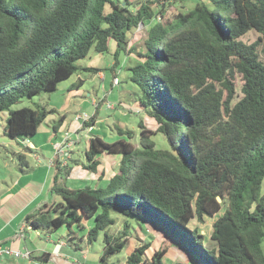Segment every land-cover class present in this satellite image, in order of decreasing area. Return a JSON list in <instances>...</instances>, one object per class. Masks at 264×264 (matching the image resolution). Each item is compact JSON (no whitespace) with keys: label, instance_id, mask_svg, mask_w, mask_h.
Returning a JSON list of instances; mask_svg holds the SVG:
<instances>
[{"label":"trees","instance_id":"16d2710c","mask_svg":"<svg viewBox=\"0 0 264 264\" xmlns=\"http://www.w3.org/2000/svg\"><path fill=\"white\" fill-rule=\"evenodd\" d=\"M159 1L131 10L129 0H0V121L5 118L8 138L34 135L53 111L15 104L55 91L78 70L97 71L77 61L90 49L108 51L113 40L112 76L119 55L132 54L127 79L139 88V104L168 141L167 148H156L147 134L154 132L141 121L138 145L129 140L134 132L118 125L121 137L114 141L91 135L84 168L95 172L101 154L119 156L118 170L97 187H67L72 167L55 155L51 191L60 201L43 204L27 215V223L50 232L65 226L70 245L80 237L91 243L102 231L100 261L108 264L126 246L132 226L126 219L122 231L112 232L114 208L152 230L153 216L161 219L191 264H264V0H196L187 11L156 20L152 5ZM151 20L142 43H130L129 32ZM250 29L258 33L253 42L238 40ZM236 73L243 81L240 97ZM83 83L77 77L68 89ZM98 98L83 125L97 120L105 96ZM63 119L53 124L54 131ZM18 163L28 165L24 152ZM220 211L208 241L190 227L191 220L203 223ZM84 217L93 224L77 237L73 225L83 228ZM152 238L150 233L125 264H164L166 248L144 257ZM36 259L47 261L49 253Z\"/></svg>","mask_w":264,"mask_h":264},{"label":"rangeland","instance_id":"374dc122","mask_svg":"<svg viewBox=\"0 0 264 264\" xmlns=\"http://www.w3.org/2000/svg\"><path fill=\"white\" fill-rule=\"evenodd\" d=\"M130 1V9H136L142 2L146 0H129ZM155 1V0H154ZM196 0H160L159 2H155L152 7L156 11V16H163V18H172L178 11H187L190 9ZM155 19V18H154ZM153 20L146 23V25L140 24L139 26L133 28L129 32V42L134 44H141L143 38L145 36L146 29L152 23ZM258 37V33L252 29L248 30L245 34L241 35L238 40L243 42H253ZM71 42V38L66 40L63 43V46L67 47ZM113 40H109V50L104 53L95 52L93 49H90L88 54L77 61L79 66H88L97 68V71H85L78 70L74 73L70 78L60 81L58 83L57 89L53 92H41L40 94L32 97L25 98L22 101L15 104L14 107L20 106H30L38 109L45 110H53L48 112L44 118V120L38 126L36 133L32 136L34 142H46L41 147H38V152L42 154L44 159L47 161L49 158V152L54 156L56 152L53 148L52 143L54 141H58L64 135L63 127L64 125H68L71 119L77 120V115L83 116V113H87L86 119L90 118V115L94 112L95 106L99 99V95L97 94V88L99 84V72H104L107 75L106 79V88L104 91L109 92L110 94H115L119 90L129 89L127 94L128 96H121L118 98H114L112 96H105V101L102 104V107L99 109L97 121L91 125V128L88 129L89 126L83 125L82 120L79 119L80 123L77 128H75V132L68 131L71 133L68 137L67 143L63 146V151L66 152V155L63 156L62 161L67 160V163L72 167L81 166V169H86L83 167L85 163L84 151L86 149V142L91 135H97L101 137L103 140L111 142L121 137L120 134L116 131V125L120 126V128L124 130H130L134 132L133 138L129 139L131 142L138 145V141L140 139V130L141 128L138 126L139 121L143 123L145 129L154 132L153 134L147 133L151 140L154 141L156 148H167L168 141L163 136L161 132H157V123L156 121L149 117L142 106L139 104L138 97L140 95L139 88L127 79V75L129 73L128 66L131 63V55L126 56V54H121V58L126 57L124 60L125 68L121 70L119 73V83L117 86H110L109 81L111 83L112 74L109 71V67L114 65L115 59L113 58V50L115 42ZM99 71V72H98ZM77 75L84 79H92L94 78L95 83L94 87L90 88L89 96L87 95V90H83L82 92H78L79 95L73 93V90H68V86L77 80ZM236 88V94L238 97L241 96L240 86L243 83L241 75L236 73L233 79ZM72 93V94H71ZM101 93V92H100ZM109 95V94H108ZM93 97V100H92ZM102 97V96H100ZM84 98H87L83 106H79L78 103ZM119 99H121L119 101ZM109 101V102H108ZM93 103V104H92ZM107 104H113L112 108H108ZM82 114V115H81ZM5 115V114H4ZM64 116V119L61 122L59 135L58 137H54L53 124L59 121L60 117ZM2 122L5 124V118L2 119ZM62 127V128H61ZM88 129V130H87ZM73 132V133H72ZM2 132L0 131V134ZM49 135L48 137L46 135ZM62 134V135H61ZM2 136V135H1ZM50 137V139H49ZM6 138V137H5ZM8 143H4L0 146V160L5 161L7 169H12V171L16 170L17 167H21L18 163V153L20 151V145L14 140H8ZM51 142L50 145H46ZM20 143V142H19ZM22 143V142H21ZM26 141H23L22 144H25ZM52 150H51V148ZM26 150V149H25ZM29 152V151H25ZM60 153V151H58ZM59 156V155H58ZM33 164V158L26 157ZM100 163L95 172L89 171V173L83 174L86 176L85 178H97L101 181L105 180L111 174L118 170V155L105 154L99 158ZM77 160L78 163H75ZM4 170L3 168L0 169ZM105 178V179H103ZM97 179V180H98ZM96 180V181H97ZM98 180V181H99ZM87 182V181H85ZM53 205V203H52ZM111 215L116 217V223L111 226L112 232H120L123 228V221L128 220L131 223V228L129 232V239L127 241L126 246L119 252L112 253L107 258L108 264H125V260L127 255L138 245L144 243L148 240V236L150 233L153 235L151 239L150 247L146 250L144 257L148 260L152 256V254L158 250L159 248H166V252L162 257V262L164 264H174L175 262H181L183 264H188L190 262L189 256L182 250L179 242L174 241L171 237H169L166 233L165 224L161 219H157L153 216L155 222V230L150 228L147 223L142 222L141 219L134 216H124L117 209H111ZM221 214V211L218 212L214 217H204V222H198L196 219L190 221V227H196L200 233L204 235L205 240H209L210 233L212 231V224L214 220ZM83 228H77L73 225L74 230H78L77 237L83 235L93 224V220L84 221ZM65 226L61 229H58L59 233L65 230ZM77 228V229H76ZM158 232V233H157ZM64 241H68L66 233L60 236ZM103 232L100 231L98 237L88 243L84 237L74 238L71 243H67V245L63 246L61 254H64L69 261L72 259L79 260L81 264H102L100 261V256L103 251ZM74 243H77L80 247H74ZM87 254L88 259L83 258Z\"/></svg>","mask_w":264,"mask_h":264},{"label":"crops","instance_id":"0c3cea01","mask_svg":"<svg viewBox=\"0 0 264 264\" xmlns=\"http://www.w3.org/2000/svg\"><path fill=\"white\" fill-rule=\"evenodd\" d=\"M121 57L122 56L120 54L118 57V65L115 68V71H119V73L121 72V70L125 68L124 60L126 57L123 58ZM109 71L112 72L110 68ZM77 77L80 76L77 75ZM82 79L84 80V83L80 88L74 89L73 93L79 95L78 92L87 90L86 93L89 96L90 91L88 90L91 87L92 88L94 87L95 80L94 78L92 79L82 78ZM106 79H107V75L104 72L100 71L99 72L100 82L97 88V94L99 95V97L106 94L107 98L108 96H112L114 99L121 97L123 95L125 97L129 95L127 94L129 89L119 90L115 94L112 93L110 94L109 92L104 91V89L106 88ZM109 84L111 86L110 81ZM86 99L87 98L82 99L78 103V105L83 106V103L87 102ZM120 100L121 99H119V101ZM79 124H80L79 119L77 120L71 119V121H69L67 126L66 125L62 126L63 131L66 130L70 132L74 131L75 128L79 126ZM3 127H4V123L1 120L0 131L2 133L0 134V146L3 145L4 143H8L6 138L8 140H12L4 134ZM59 130L60 127L56 131L53 130L54 137H58V135L60 134ZM32 136L27 137V141L25 144H22L25 138L14 141L21 146L20 151L24 152L26 157L29 155V157L33 158V164L26 158L28 162L27 166L17 167L16 170L12 171V169H7L5 161L0 160V169L1 168L4 169L0 171V243L14 249H19V250L27 249L29 251L30 257L0 258V264H81L79 260L72 259V261H69L64 254H61L63 246L67 245V242L61 239L60 236H62L63 233L67 234L66 228L61 233H59L58 229L50 232L46 230L33 229L27 223L26 220L27 215L36 212L43 204H45L46 206H50L52 205V203L55 204L56 202L60 201V197L52 193L51 191V185H52V181H53L52 179L54 173V168L52 166V158L55 156V154L53 156L49 152V158L46 161L42 156V154H40L37 151L38 147H41L46 142L45 143L40 141L34 142L33 139L34 136L33 137ZM46 136L48 137L49 135L47 134ZM50 143L51 142L49 141V143H47L46 145H50ZM26 146L30 147L32 150L29 152H25L23 149ZM86 146H87V142H86ZM102 155L105 154H101L99 158L102 157ZM61 158L62 157L59 158L60 162H61ZM86 173H89V170L81 169V166L80 168L79 166H76L72 168L69 175L65 177L64 184L69 188H79L87 185L91 187H97V186L105 185L107 183L108 177L106 179L103 178L105 180L100 182L99 180L100 178L98 179V177L85 178L86 176H84L83 174ZM90 219L93 220L92 218L84 217L81 222L84 225L83 222ZM61 228L62 227H60L59 229ZM43 252L49 253V259L47 261L36 259V257L40 256ZM82 256L83 258L86 257L85 259L89 258V256L87 257V254L85 255V257L84 254Z\"/></svg>","mask_w":264,"mask_h":264},{"label":"built area","instance_id":"2783aa9c","mask_svg":"<svg viewBox=\"0 0 264 264\" xmlns=\"http://www.w3.org/2000/svg\"><path fill=\"white\" fill-rule=\"evenodd\" d=\"M155 19L156 20L157 19H160V16H156ZM119 80H120L119 79V71H116L115 74H114V76H112L111 84L113 86H117V84L119 83ZM107 107L108 108H112L113 107V104H110V105L107 104ZM86 115H87V113L84 112L83 113V116L77 115L76 118L82 120V122H83V121H86L87 120L86 119V117H87ZM90 128L91 127L89 126L88 129H90ZM73 132H75V130ZM70 134L71 133H69L68 131L67 132H64V135L60 139H58V141H55L53 143V148L56 151L54 154L55 155H59V158L60 157L65 158L63 156L66 155V152L63 151V146L65 145V143H67V140L69 138L68 136ZM58 151H60V153H58ZM62 158H61V164L62 165H65L66 164V160L65 161H62ZM5 257H24V258H29L30 257V254H29V251L27 249H25V250L14 249V248H11L9 246H6V245L0 243V258H5Z\"/></svg>","mask_w":264,"mask_h":264},{"label":"water","instance_id":"95a60500","mask_svg":"<svg viewBox=\"0 0 264 264\" xmlns=\"http://www.w3.org/2000/svg\"><path fill=\"white\" fill-rule=\"evenodd\" d=\"M24 141H27V138H25V140ZM217 199L220 201V198L219 197H217Z\"/></svg>","mask_w":264,"mask_h":264}]
</instances>
